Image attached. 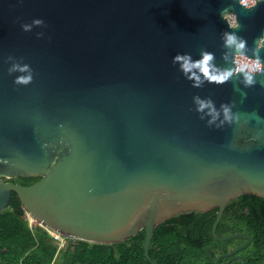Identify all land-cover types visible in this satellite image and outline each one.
I'll use <instances>...</instances> for the list:
<instances>
[{"label":"water","instance_id":"1","mask_svg":"<svg viewBox=\"0 0 264 264\" xmlns=\"http://www.w3.org/2000/svg\"><path fill=\"white\" fill-rule=\"evenodd\" d=\"M229 6L235 31L254 46L264 4L0 0V214L16 193L31 222L74 240L115 244L146 229L145 255L156 264L160 223L218 208L214 236L248 240L217 263L249 245L250 235L217 228L231 200L264 198V75L249 88L239 73L193 88L172 63L177 52L198 58L207 49L235 69L236 56L222 58L233 23L220 10ZM33 18L45 24L23 31ZM25 66L31 82L14 83ZM196 94L217 108L234 102L239 120L209 124L195 111ZM18 177L39 179L11 181Z\"/></svg>","mask_w":264,"mask_h":264},{"label":"trees","instance_id":"2","mask_svg":"<svg viewBox=\"0 0 264 264\" xmlns=\"http://www.w3.org/2000/svg\"><path fill=\"white\" fill-rule=\"evenodd\" d=\"M38 178L11 181L30 185ZM218 208L181 213L155 229L150 255L156 264H218L220 256L242 246L248 238L218 240L213 224ZM217 233H246L249 245L220 264H264V198L241 195L230 201ZM146 229L115 244H97L65 237L61 247L49 230L31 224L16 193L0 214V264H152L145 255Z\"/></svg>","mask_w":264,"mask_h":264},{"label":"clouds","instance_id":"3","mask_svg":"<svg viewBox=\"0 0 264 264\" xmlns=\"http://www.w3.org/2000/svg\"><path fill=\"white\" fill-rule=\"evenodd\" d=\"M23 2V0H19ZM238 3L246 10H252L257 5L264 4V0H238ZM220 16L223 18L228 16L235 19L229 7L220 10ZM45 24L42 18H33L32 24L23 23L21 28L23 31H31L32 25ZM233 30L226 31L222 34V58L225 64H231L233 58L237 55L251 56L252 62L248 64H241L235 69L230 67H222L216 63V54L201 49L198 58H194L190 52H177L172 57V63L176 65L184 78L191 82L193 88H202L207 83L224 84L229 82L235 73L241 76V83L243 88H249L256 83L258 75H264V58L261 56V50H264V34L257 38L254 46H250L247 39L241 36L237 29L236 23L232 25ZM17 65H13L10 71L17 70ZM19 71H27V75L17 76L14 83L28 84L32 80V74L27 69V66L19 68ZM264 83V82H261ZM234 90L238 91L242 97L247 94L243 89L234 86ZM195 104V111L204 113L209 117L208 123L212 124L217 119L222 117L221 124L227 122L232 123L234 120H239V114L232 111L233 103H222L217 108L215 101L211 97H201L196 94L192 97ZM203 118V116L201 117ZM257 119H261L256 115Z\"/></svg>","mask_w":264,"mask_h":264},{"label":"built area","instance_id":"4","mask_svg":"<svg viewBox=\"0 0 264 264\" xmlns=\"http://www.w3.org/2000/svg\"><path fill=\"white\" fill-rule=\"evenodd\" d=\"M235 18V17H234ZM232 23H234L235 19H231ZM252 57H249V56H244V55H236L235 57V65L236 67L241 65V64H248V63H251L252 62ZM31 222V221H30ZM31 224H36V222H31ZM51 234L54 236L55 240L60 244L61 247H64L66 245V242H65V237L57 232H53V231H50Z\"/></svg>","mask_w":264,"mask_h":264},{"label":"flooded vegetation","instance_id":"5","mask_svg":"<svg viewBox=\"0 0 264 264\" xmlns=\"http://www.w3.org/2000/svg\"><path fill=\"white\" fill-rule=\"evenodd\" d=\"M229 263H230V262H229ZM229 263H228V261H227V263H226V264H229Z\"/></svg>","mask_w":264,"mask_h":264},{"label":"rangeland","instance_id":"6","mask_svg":"<svg viewBox=\"0 0 264 264\" xmlns=\"http://www.w3.org/2000/svg\"><path fill=\"white\" fill-rule=\"evenodd\" d=\"M37 223V222H36ZM38 224V223H37Z\"/></svg>","mask_w":264,"mask_h":264}]
</instances>
